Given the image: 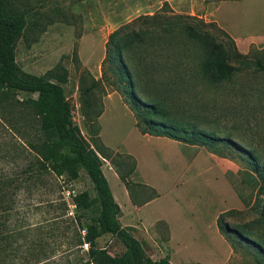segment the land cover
I'll return each mask as SVG.
<instances>
[{
    "label": "trees",
    "instance_id": "1",
    "mask_svg": "<svg viewBox=\"0 0 264 264\" xmlns=\"http://www.w3.org/2000/svg\"><path fill=\"white\" fill-rule=\"evenodd\" d=\"M8 2V0H0V146L6 143L5 136H3L5 133L8 136L7 138L13 141V151L9 156L0 155V264H74L70 259V251L73 248L77 247V252L84 243L93 247L94 240L105 234H111L124 248V252L119 257L111 258L104 253H100V256L108 264H171L166 258L158 261L152 260L147 255L142 243L130 230L124 228L118 219L120 207L116 203L108 182L102 173L103 161L99 155L105 159H110L111 164L116 167L120 179L126 186H129L126 178L132 173L135 162L131 157L114 154L124 161H132L130 170L121 172L120 165L114 162L111 157L112 153L108 152L98 140L96 118L101 113V98L99 106L94 111L93 120H86L87 114L84 111L81 112L82 116L86 118V127L94 125L96 128L95 133L91 136L92 142L96 144L93 147L82 136L78 125L73 121L72 105L66 98L63 89V85L67 83L68 79L67 70L57 64L45 76H36L24 73L18 66L16 47L25 35L27 11L25 10L12 18H8ZM59 22L66 21L61 19ZM44 31L45 27H42L39 33ZM173 31L174 29L171 28L161 29L159 33H162L163 36H157L154 39L163 43L166 40L165 35H172ZM177 31L185 36L184 41L187 42L182 43L178 50H175L173 47L176 46L172 45H169L166 50H171L172 54L177 56V60L185 58L188 65L195 67L193 69L194 80L199 85L206 87L200 93L195 92L197 87L191 85L189 82L191 78L180 79L179 85L174 80H170L168 83H160L154 80L150 71L159 68L160 65L156 62L151 64L149 63L150 60L146 59L145 55L148 51L145 48L146 44L143 37L150 34L147 30H133L129 34H124V44L120 45L121 40L124 39L116 40L110 49L109 41L117 32L112 33L109 37L110 40L105 43V57L102 63L104 64L107 58H114L121 64L128 80L130 101L125 98L126 96L123 93H119L134 112L137 127L142 132L164 135L188 143H199L208 146L210 149L214 145L229 147L230 143H234L232 140L233 134L239 133L238 131L242 127L249 129L252 124L256 125L260 121L264 123V88L248 95L246 90L243 89L248 88L249 85H242L240 91L244 95H240V103L252 102L259 109L256 112L252 108L245 111L238 110L237 114L231 116V109L230 111L226 110L225 114L227 113L233 129L231 132H229L230 129L227 131V140L220 139L219 134L223 133L220 130L221 128H211L209 124L214 123L216 125L220 115L225 114L224 112L215 113L212 111L216 118L212 117L209 120L206 117L207 108L204 107L205 109H203L201 105H198L200 103L199 97H205L204 91L206 93L210 90L217 91L215 89L222 85L227 87V91L228 89L233 91L231 85L234 84L233 76H235L237 68L229 66L230 55H228L223 45L215 43L214 39L208 34L195 33L193 29L185 28V26ZM76 38L79 39L80 36ZM232 46L234 53L239 55L233 41ZM122 51H125L127 56L123 57ZM134 61L137 62L133 64ZM252 64L256 71L264 75L263 58L253 61ZM249 65L245 62L242 66L248 68ZM82 70L88 75L90 85L86 86L85 81L83 82V78L80 77L78 92L80 96L89 97L92 89L100 80H95L86 68H82ZM19 92L36 94L38 97L18 101L16 100V94ZM222 92L227 94L225 90H222ZM222 92L221 95L224 96ZM88 99L91 100V98ZM210 100L207 99V101ZM202 103H205V101L202 100ZM240 103L238 102V104ZM88 104L90 108H94L95 104L92 101ZM172 104L182 106L184 112L168 110L167 106ZM1 110H4L6 114ZM140 114H150L157 117V119L145 120V118L142 127L139 123ZM28 122H31V124H28ZM222 122L224 123L223 120ZM233 146L237 147L236 144H233ZM212 151L219 153L213 149ZM255 151V149L249 151L252 157L248 159L251 164L248 169L261 182V176L264 177V161L259 158ZM4 163L10 165L12 171L4 173ZM81 170L90 179L95 197L89 199L88 194L83 192L75 196L73 202L78 206L83 203L85 208L93 205L98 206V216L91 225L84 226L81 223H76L78 228L73 224L71 218L60 220L67 223V228L63 226L60 229V225H56L54 230L61 232L63 238H67L65 242L60 244L66 243L65 254L57 257L54 249L51 251L48 249L50 244L46 242L44 234H42L44 229L42 226L6 229L5 217L12 211L19 191L29 192L48 177L52 179L64 177L67 180H75ZM260 187L261 185L249 210H255ZM58 208L62 209L65 215L66 203L61 202ZM230 213L222 214L217 220L218 228L227 240L228 238L224 233L227 224L223 218ZM253 224H264V208L256 220L253 221ZM251 225V222L244 225L245 232L243 235L264 251V237L255 234ZM83 230H86V233L82 236L80 231ZM65 231L71 233L69 239ZM35 233L37 238H34ZM19 239L25 250H22V248L20 250L19 247L14 245ZM228 242L230 243L229 240Z\"/></svg>",
    "mask_w": 264,
    "mask_h": 264
},
{
    "label": "rangeland",
    "instance_id": "2",
    "mask_svg": "<svg viewBox=\"0 0 264 264\" xmlns=\"http://www.w3.org/2000/svg\"><path fill=\"white\" fill-rule=\"evenodd\" d=\"M9 12L8 18L14 17V15L27 11L25 16L27 21V27L25 29L24 38H22L16 47V61L21 70L30 75L45 76L46 73L52 70L57 64L68 72L67 83L63 85L64 94L72 105L73 121L78 125L82 136L92 145L96 146L92 142V135L95 133L96 128L94 125L85 127L83 124L82 111L87 114L86 120H93L95 109L99 106L100 98L102 95L118 91L123 93L125 98L130 101V89L128 87V80L125 76V71L121 67V64L114 60V58H107L102 63L103 57H100L101 50L105 51V43L110 40L109 37L112 33L117 32L115 36L109 41L110 49L113 47V43L116 40H121L122 46L125 42L126 33H131L133 30L144 31L147 30V35H144L143 41L146 44L147 55L146 59L150 60L149 63H157L159 68H155L150 71L154 77V80L160 83H168L170 80H174L179 85L180 79H190L189 82L194 87H197V91L202 92V85L194 80L195 74L193 69L195 67L187 64L185 58L177 60V56L172 54V51L166 50L169 45L175 50L180 49L182 43L186 38L179 31V28L193 29L195 33L208 34L214 39V42L224 46L229 56V66L237 68L236 73L233 76L234 84L231 85L233 91H230L225 85L217 87V91L210 90L208 93L204 91L205 97H199L200 103L203 109L207 108L206 117L210 120L212 117L216 118L215 113L226 112L231 109V114H237L238 110H250L256 112V107L252 102L240 103V95H244L241 90L243 84H248V88H244L247 94L256 92L264 88V75L261 72L255 70L253 61L257 59H264V51L255 47H251L247 54H241L237 47L239 55L234 53L232 46V39L222 31L216 24L206 21L205 19L196 18L186 14V12H178L173 5L168 3L167 0H8ZM182 10V7H180ZM65 20L66 22H59V20ZM58 20V21H57ZM51 22V24H49ZM35 23V24H34ZM69 23V24H68ZM49 24V25H48ZM45 27L43 33H39V30ZM171 28L174 29L173 34L165 35V41L157 42L154 37L163 36L159 33L161 29ZM80 38H76L78 36ZM168 38V39H167ZM35 42L33 43V41ZM234 42V41H233ZM30 44V45H29ZM161 44V45H160ZM163 44V46H162ZM235 44V42H234ZM236 46V45H235ZM75 49V51H74ZM173 49V51H174ZM93 52L96 57V62L89 67L93 70L95 76L100 78L102 72V78L98 84L92 89L91 96H80L78 92L79 78H83L85 85H90L88 75L82 70L84 64L90 61L88 54ZM123 57L127 56L125 51ZM235 54V55H234ZM117 59V57H116ZM137 61H134L135 64ZM245 62L249 63L248 68H243L242 65ZM175 64V65H174ZM95 71V72H94ZM197 78V75H196ZM174 86V85H173ZM225 88V89H223ZM222 90H225L227 94H224ZM221 92L224 96L221 95ZM38 95L30 94L26 92H19L16 94V100L24 101L28 98H37ZM88 98H91L89 101ZM88 99V100H86ZM207 99H211L207 101ZM215 99V101H214ZM202 100L205 103H202ZM93 102L94 110L89 107L88 102ZM238 102L240 104H238ZM220 107V108H219ZM167 109L170 111L184 112L182 106L168 105ZM187 109V108H186ZM192 109V108H189ZM4 114L5 111L1 110ZM189 111V110H187ZM94 112V113H93ZM247 112V111H246ZM245 113V112H243ZM262 117V115H260ZM146 118V119H145ZM157 119V117L150 114H140L139 123L140 126H144L143 120ZM224 121V123L222 122ZM8 121V120H4ZM216 125L209 124L211 128L217 127L224 133L219 134L220 139L227 140V131L233 129L231 127V121H229L227 113L220 115L219 121H216ZM27 124V121H26ZM28 124H31V122ZM201 124V123H200ZM199 124V125H200ZM223 124V125H222ZM224 127V129H223ZM116 130V131H115ZM126 127L114 128L115 134H125ZM238 130V129H237ZM239 133L233 134L232 140L233 146L230 143L229 147L222 145H214L213 150L222 153L223 155L234 159L241 166L247 168L251 167L248 159L250 156V150L255 149L259 156L264 161V123L260 121L256 125H251L249 129L242 127ZM5 136V142L0 146V155L9 156L13 151V141ZM242 146V147H241ZM239 147H241L239 149ZM211 149V151H212ZM246 152V153H243ZM245 154V155H244ZM111 155V154H110ZM114 162L120 165L121 172H128L132 167L131 160H123L118 155H111ZM262 161V162H263ZM25 162V161H24ZM4 173H9L11 166L4 163ZM38 183V185L31 189L29 192L19 191L15 198V204L12 211L5 217L6 229H18L21 227L36 228V226H42L44 229L42 234L46 242H49L48 249L55 250V255L60 257L65 254L64 250L67 247L65 242L67 238H63L61 232L55 231L56 225H60V229L66 226L60 220L71 218L73 224L78 228L76 223L82 225H91L95 222L98 216V206L93 205L85 208L83 203L79 206L73 202V198L78 194L86 192L89 199L95 197V191L93 185L85 174L84 171L79 172V176L75 180H67L64 177L52 179L50 177ZM260 191L258 193L255 210H248L242 214L230 213L226 215L223 220L227 224V228L224 233L230 241L232 247V255L226 260V264H264V251L256 244L250 241V239L244 237V225L249 222L252 223L251 228L253 232L258 236L264 237V224L254 225L253 221L261 213L264 208V177L261 176V182L259 184ZM111 187L116 189L115 185L111 183ZM132 197L139 199L137 195V188L135 186H129ZM147 194V192H146ZM55 202V203H54ZM61 202L66 203L65 215L63 210L58 208ZM58 204V205H56ZM53 205V207H52ZM61 206V205H60ZM206 215H208L206 213ZM209 218V217H208ZM4 220V219H2ZM58 222V223H57ZM225 224V223H224ZM68 231V230H67ZM83 236L86 230L80 231ZM68 239L71 233H66ZM34 238H37L36 233ZM67 237V236H66ZM142 244L144 242L139 240ZM196 244L203 242H195ZM211 248L214 245L215 250L207 258L217 257L219 253L223 252V249L218 246L217 243L209 242ZM16 247L21 250H25L22 247V242L19 239L15 243ZM94 246L90 247L87 243H84L76 252L77 247L73 248L70 253V259L74 264H108L100 256V253L114 258L119 257L123 252V246L117 239L112 237L111 234H105L94 240ZM201 253V249H193L191 253Z\"/></svg>",
    "mask_w": 264,
    "mask_h": 264
},
{
    "label": "crops",
    "instance_id": "3",
    "mask_svg": "<svg viewBox=\"0 0 264 264\" xmlns=\"http://www.w3.org/2000/svg\"><path fill=\"white\" fill-rule=\"evenodd\" d=\"M167 1L178 12L216 24L241 54L251 47L264 50V0ZM88 57L90 61L81 59L84 67L95 80L101 79L102 72L98 78L89 67L96 62L92 51ZM100 57L104 59V50ZM101 105L96 118L98 140L108 152L135 162L126 181L137 188L139 199L132 197L110 159L99 155L102 173L120 207L121 225L144 242L154 261L166 258L171 264H226L233 251L217 220L222 214H242L252 207L260 184L257 176L206 145L142 132L134 112L117 91L102 95ZM123 126L125 134L113 132ZM209 242L217 243L223 252L207 258L215 250ZM192 248L202 252L192 254Z\"/></svg>",
    "mask_w": 264,
    "mask_h": 264
}]
</instances>
